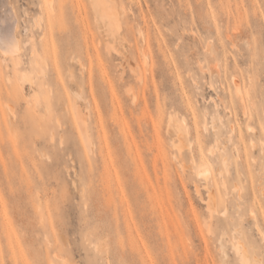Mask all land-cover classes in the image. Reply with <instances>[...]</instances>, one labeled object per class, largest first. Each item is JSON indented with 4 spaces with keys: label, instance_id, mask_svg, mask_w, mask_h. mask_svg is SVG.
Segmentation results:
<instances>
[{
    "label": "rangeland",
    "instance_id": "obj_1",
    "mask_svg": "<svg viewBox=\"0 0 264 264\" xmlns=\"http://www.w3.org/2000/svg\"><path fill=\"white\" fill-rule=\"evenodd\" d=\"M9 3L0 264H264V0Z\"/></svg>",
    "mask_w": 264,
    "mask_h": 264
},
{
    "label": "bare ground",
    "instance_id": "obj_2",
    "mask_svg": "<svg viewBox=\"0 0 264 264\" xmlns=\"http://www.w3.org/2000/svg\"><path fill=\"white\" fill-rule=\"evenodd\" d=\"M46 2L49 5V0H46ZM111 2H112V0H111ZM111 2H110V0H94L95 7L98 10L102 9L101 7L104 8V9H102V11L100 10L101 15L104 18L109 19L112 25L113 24L116 25L115 24L117 22L116 18L118 16H115L116 18L114 21L113 17H114V12L116 13V11H114L113 8L111 7L112 6ZM118 14H119V12H118ZM15 18H16V16H15L14 8L9 3V0H0V49L3 51V55H4V53H13L14 51H15L14 53H17L16 49H18V47H17L18 43H17L16 37H15V30H16L15 29V27H16ZM2 51H0V52H2ZM15 55H17V54H15ZM131 66H134V64ZM136 67H138V66H136ZM133 68H135V67H133ZM171 124H172V122H171ZM176 133H177V131H176ZM177 136H179V135H177ZM180 140L182 141V139H180ZM181 141H179V142H181ZM178 145H180V144H178ZM207 171L208 170H206L205 175H208ZM254 216H252L254 225L256 227L257 232L262 237V231L259 229L258 224L256 222V218ZM240 248H241V261L243 264H258L257 261L252 260L249 257L248 251L244 246L243 247L241 246Z\"/></svg>",
    "mask_w": 264,
    "mask_h": 264
}]
</instances>
